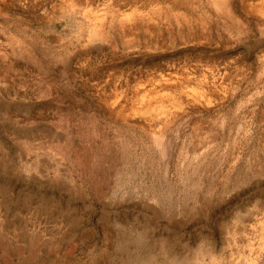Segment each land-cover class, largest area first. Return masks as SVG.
<instances>
[{
  "label": "rangeland",
  "instance_id": "obj_1",
  "mask_svg": "<svg viewBox=\"0 0 264 264\" xmlns=\"http://www.w3.org/2000/svg\"><path fill=\"white\" fill-rule=\"evenodd\" d=\"M0 264H264V0H0Z\"/></svg>",
  "mask_w": 264,
  "mask_h": 264
},
{
  "label": "bare ground",
  "instance_id": "obj_2",
  "mask_svg": "<svg viewBox=\"0 0 264 264\" xmlns=\"http://www.w3.org/2000/svg\"><path fill=\"white\" fill-rule=\"evenodd\" d=\"M113 20V19H112ZM139 21V20H138ZM134 23H136V22H134ZM112 25V24H111ZM138 27H140V25L138 24L137 25ZM143 26H145V25H143ZM113 27V26H112ZM131 27V26H130ZM149 27V26H148ZM151 27V26H150ZM129 28V27H128ZM124 29V28H123ZM136 29V28H135ZM140 29V28H139ZM159 29V28H158ZM120 30V29H119ZM133 31H135V30H133ZM171 31V30H170ZM121 32V31H120ZM129 32H131V31H129ZM143 33V32H142ZM141 33V34H142ZM147 33V32H146ZM152 33V32H151ZM118 34V33H117ZM137 34V33H136ZM144 34V33H143ZM159 34V33H158ZM141 36V35H140ZM121 37V36H120ZM123 38V37H122ZM112 40V39H111ZM124 43V42H123Z\"/></svg>",
  "mask_w": 264,
  "mask_h": 264
}]
</instances>
